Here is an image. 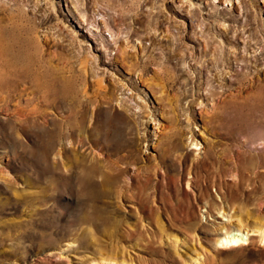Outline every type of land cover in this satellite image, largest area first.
<instances>
[{"label": "rangeland", "instance_id": "1", "mask_svg": "<svg viewBox=\"0 0 264 264\" xmlns=\"http://www.w3.org/2000/svg\"><path fill=\"white\" fill-rule=\"evenodd\" d=\"M0 36V264H264L215 249L264 231V0H0Z\"/></svg>", "mask_w": 264, "mask_h": 264}, {"label": "bare ground", "instance_id": "2", "mask_svg": "<svg viewBox=\"0 0 264 264\" xmlns=\"http://www.w3.org/2000/svg\"><path fill=\"white\" fill-rule=\"evenodd\" d=\"M1 40V36H0ZM8 46H4L0 42V59L6 55H8ZM8 64V63H7ZM1 72V71H0ZM199 146L198 142L193 140L190 142L191 149H194V152L197 156H207L209 154V149L201 148L199 151L195 148ZM208 216L209 211H205ZM214 211V210H213ZM214 216L221 219L224 217H227L226 211L223 209L221 205H219L218 208H215V211L213 212ZM223 225L221 226V230H223L219 238L215 241V249L217 251H223V250H237V249H243L246 246H259L264 248V231L260 232H250L241 230L239 228H236L232 230L229 225L225 224L224 221H229L228 217L226 220H222ZM128 234V233H127ZM124 263V262H123Z\"/></svg>", "mask_w": 264, "mask_h": 264}]
</instances>
